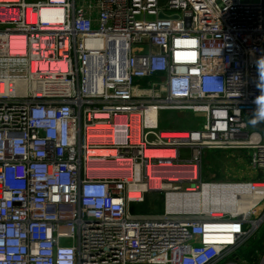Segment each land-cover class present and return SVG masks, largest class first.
<instances>
[{
	"label": "built area",
	"instance_id": "2783aa9c",
	"mask_svg": "<svg viewBox=\"0 0 264 264\" xmlns=\"http://www.w3.org/2000/svg\"><path fill=\"white\" fill-rule=\"evenodd\" d=\"M211 150L256 177L204 181ZM216 185L257 197L169 209ZM263 224L264 0H0V264H240Z\"/></svg>",
	"mask_w": 264,
	"mask_h": 264
},
{
	"label": "rangeland",
	"instance_id": "374dc122",
	"mask_svg": "<svg viewBox=\"0 0 264 264\" xmlns=\"http://www.w3.org/2000/svg\"><path fill=\"white\" fill-rule=\"evenodd\" d=\"M192 115L197 119H195L194 122L190 121V123H188L186 127L193 126V129L199 128L197 123L201 121L203 117L195 114ZM198 118H200V120H198ZM164 125L167 124L164 123ZM207 154L208 155L204 157L203 162L204 181L239 182L243 180L253 179L254 177H256V172L251 166V157L250 155L248 156L246 152H234L231 150H211L208 151ZM131 210L134 213H141L138 204L133 205ZM258 236L259 240L264 239V224L261 227ZM250 242L246 245V247L250 244ZM262 245L263 242H261V244L256 243L254 249L258 248L261 250ZM254 249L247 254L244 253L246 255V258H250L252 255H254ZM237 257H240L238 259V261H240V264H246V261L243 259L245 257L244 255H242V252L240 253V256H235L233 258L236 259Z\"/></svg>",
	"mask_w": 264,
	"mask_h": 264
},
{
	"label": "bare ground",
	"instance_id": "6f19581e",
	"mask_svg": "<svg viewBox=\"0 0 264 264\" xmlns=\"http://www.w3.org/2000/svg\"><path fill=\"white\" fill-rule=\"evenodd\" d=\"M160 154V153H159ZM229 190V191H228ZM225 189L221 186H205L203 191L195 195H172L169 202V209H195L200 208L205 211H210L211 208H226L228 211H248L252 203V200H256V195H240L237 196L238 201L241 203L239 205H228L231 197L230 189ZM230 198V199H229Z\"/></svg>",
	"mask_w": 264,
	"mask_h": 264
},
{
	"label": "trees",
	"instance_id": "16d2710c",
	"mask_svg": "<svg viewBox=\"0 0 264 264\" xmlns=\"http://www.w3.org/2000/svg\"><path fill=\"white\" fill-rule=\"evenodd\" d=\"M195 119L197 118L193 117L191 113H180V112H173V111L163 112L161 114V126L164 128L181 129V130L182 129H193V126L191 127H186V126L188 125V123H190V121L194 122ZM198 120H200V118H198ZM164 123H166L167 125H164ZM138 205H139L141 213H144V214L162 213L164 211V205H165L164 193L151 192L147 194L145 201L142 203H139ZM261 242H264V239L259 240V237L252 240L250 244L243 250V252L245 254L249 253L250 251L254 249V246L256 243L261 244ZM261 250H264L263 246Z\"/></svg>",
	"mask_w": 264,
	"mask_h": 264
},
{
	"label": "water",
	"instance_id": "95a60500",
	"mask_svg": "<svg viewBox=\"0 0 264 264\" xmlns=\"http://www.w3.org/2000/svg\"><path fill=\"white\" fill-rule=\"evenodd\" d=\"M167 0H159V5L163 6ZM160 16H163V13L160 14ZM245 121L249 122L251 124L257 125L259 127L263 126V118L259 114H255L252 116L245 117Z\"/></svg>",
	"mask_w": 264,
	"mask_h": 264
}]
</instances>
